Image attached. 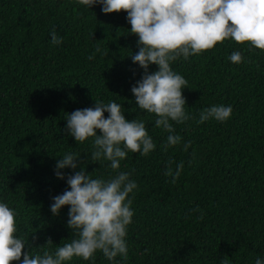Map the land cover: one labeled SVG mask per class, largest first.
<instances>
[{
	"label": "trees",
	"instance_id": "1",
	"mask_svg": "<svg viewBox=\"0 0 264 264\" xmlns=\"http://www.w3.org/2000/svg\"><path fill=\"white\" fill-rule=\"evenodd\" d=\"M130 28L126 12L105 14L99 4L0 0V202L17 213V238L33 255L75 238L69 207L59 216L50 210L73 174L71 168L61 170L63 180L55 174L64 155L79 158L75 171L85 168L93 178L117 174L110 161L91 160V139L78 143L65 131L68 114L96 100L116 102L128 120L144 122L156 148L147 156L129 152L120 162L119 171L138 186L129 194L134 215L127 258L108 260L97 251L92 260L66 264L264 261V51L226 40L172 62L188 81L183 93L191 118L171 121L181 143L165 151L169 133L155 126V114L138 108L131 92L144 69L130 57L139 51ZM53 31L61 44L52 43ZM235 51L242 62L229 59ZM219 105L232 107L230 119L198 123L204 109ZM169 161L173 171L184 164L176 183L165 175ZM49 238L53 243L46 245Z\"/></svg>",
	"mask_w": 264,
	"mask_h": 264
},
{
	"label": "clouds",
	"instance_id": "2",
	"mask_svg": "<svg viewBox=\"0 0 264 264\" xmlns=\"http://www.w3.org/2000/svg\"><path fill=\"white\" fill-rule=\"evenodd\" d=\"M92 8L101 5L105 14L126 12L131 25L130 34L138 37L139 51L131 55L133 63L144 69L141 80L131 88L138 108L155 114V126L168 132V148L181 143V137L174 134L171 121L182 124L191 117L185 111L187 104L183 90L188 81L177 74L171 64L178 58L202 54L212 50L218 43L233 40L236 43H250L264 51V0H78ZM53 44H61L62 37L51 33ZM98 47L96 52H100ZM94 55L88 57L93 59ZM231 62L240 63L242 54L235 51L229 57ZM158 70L150 72V65ZM132 111H134L132 109ZM109 115L105 117V113ZM231 106H212L200 113L198 123L211 119L225 122L230 119ZM65 131L78 143L93 141L91 160L110 161L111 169L117 174L108 180L93 178L85 168L75 171L80 160L71 153L58 159L56 176L65 179L62 169L71 168L67 176L68 188L52 197L50 210L59 216L61 210L69 207L67 226L75 236L51 252L33 255L25 251V243L17 238V222L14 209L0 202V264H66L73 258L92 260L97 251L108 260L118 255L127 258V228L132 223V199L129 194L138 187L130 180V174L120 172V162L129 152L147 156L156 145L146 129L145 123L128 120L122 106L116 102L102 103L95 100V106L78 109L68 114ZM191 142L184 145V150ZM169 161L165 175L172 177V183L183 171L181 162L173 171ZM51 238L46 245L52 244ZM44 245V246H46ZM40 247V246H39ZM222 264H228L225 259ZM255 264H264L257 258Z\"/></svg>",
	"mask_w": 264,
	"mask_h": 264
}]
</instances>
